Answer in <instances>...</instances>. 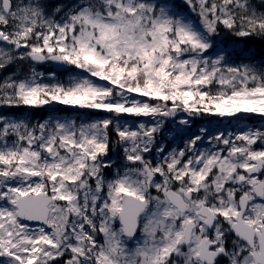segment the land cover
I'll return each instance as SVG.
<instances>
[{
	"label": "snow or ice",
	"instance_id": "obj_1",
	"mask_svg": "<svg viewBox=\"0 0 264 264\" xmlns=\"http://www.w3.org/2000/svg\"><path fill=\"white\" fill-rule=\"evenodd\" d=\"M0 264H264V0H0Z\"/></svg>",
	"mask_w": 264,
	"mask_h": 264
},
{
	"label": "rangeland",
	"instance_id": "obj_2",
	"mask_svg": "<svg viewBox=\"0 0 264 264\" xmlns=\"http://www.w3.org/2000/svg\"><path fill=\"white\" fill-rule=\"evenodd\" d=\"M46 67H49V66H46ZM201 123L202 122H200V121L195 122V124L193 125V130H195L196 127H199ZM225 123H227V122L225 121Z\"/></svg>",
	"mask_w": 264,
	"mask_h": 264
}]
</instances>
